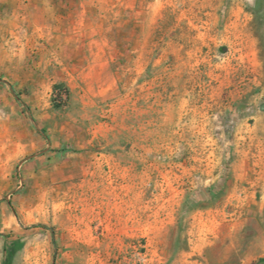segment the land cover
I'll list each match as a JSON object with an SVG mask.
<instances>
[{"label": "rangeland", "instance_id": "obj_1", "mask_svg": "<svg viewBox=\"0 0 264 264\" xmlns=\"http://www.w3.org/2000/svg\"><path fill=\"white\" fill-rule=\"evenodd\" d=\"M4 257L264 264V0H0Z\"/></svg>", "mask_w": 264, "mask_h": 264}, {"label": "trees", "instance_id": "obj_2", "mask_svg": "<svg viewBox=\"0 0 264 264\" xmlns=\"http://www.w3.org/2000/svg\"><path fill=\"white\" fill-rule=\"evenodd\" d=\"M10 89H11V91H13L12 88H10ZM63 95H66V97L68 96V90L65 88V86L63 84L54 85L53 91H52L53 101H55V99L57 97L61 98ZM15 97L17 98V96H15ZM3 264H10L7 257H4Z\"/></svg>", "mask_w": 264, "mask_h": 264}]
</instances>
